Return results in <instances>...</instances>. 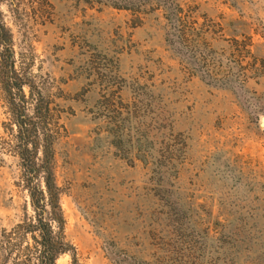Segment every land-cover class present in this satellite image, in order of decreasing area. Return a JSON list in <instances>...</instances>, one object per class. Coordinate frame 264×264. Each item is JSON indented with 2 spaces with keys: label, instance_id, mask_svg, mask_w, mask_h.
I'll use <instances>...</instances> for the list:
<instances>
[{
  "label": "rangeland",
  "instance_id": "1",
  "mask_svg": "<svg viewBox=\"0 0 264 264\" xmlns=\"http://www.w3.org/2000/svg\"><path fill=\"white\" fill-rule=\"evenodd\" d=\"M0 19L53 140L55 264H264V0H0ZM10 100L0 81V264H31Z\"/></svg>",
  "mask_w": 264,
  "mask_h": 264
},
{
  "label": "trees",
  "instance_id": "2",
  "mask_svg": "<svg viewBox=\"0 0 264 264\" xmlns=\"http://www.w3.org/2000/svg\"><path fill=\"white\" fill-rule=\"evenodd\" d=\"M111 6L126 8L113 3ZM11 42V35L0 19V69L3 74L0 81L11 98L8 103L10 117L16 126L13 153L19 159L22 186L33 212L25 224L17 226L21 229V238L29 235L32 240L34 255L29 262L55 264L56 258L70 252L72 246L64 237L65 219L60 205L61 189L55 179L53 140L45 122L27 113L23 92L27 83L18 78L14 68Z\"/></svg>",
  "mask_w": 264,
  "mask_h": 264
},
{
  "label": "water",
  "instance_id": "3",
  "mask_svg": "<svg viewBox=\"0 0 264 264\" xmlns=\"http://www.w3.org/2000/svg\"><path fill=\"white\" fill-rule=\"evenodd\" d=\"M262 121H264V117H262Z\"/></svg>",
  "mask_w": 264,
  "mask_h": 264
}]
</instances>
